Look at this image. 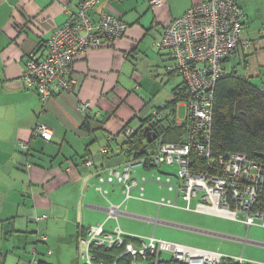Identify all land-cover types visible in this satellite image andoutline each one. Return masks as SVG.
<instances>
[{
    "label": "crops",
    "instance_id": "crops-1",
    "mask_svg": "<svg viewBox=\"0 0 264 264\" xmlns=\"http://www.w3.org/2000/svg\"><path fill=\"white\" fill-rule=\"evenodd\" d=\"M80 1L0 0L2 264H78L79 234L96 225L111 233L116 224L124 234L160 241L171 239L170 233L178 231L182 237L186 233L185 239L193 247L200 243L199 248L223 258L244 259L243 247L240 257L230 254L242 244L255 256L248 255L247 260L264 262V241L247 239L249 228L245 238L238 237V232L225 227L227 221H234L196 212L191 209H195L194 201L186 210L181 196L166 187L147 181L141 192H132L134 197L142 193V200H125L120 186H105L106 198L97 191V174L120 170L126 161L119 152L125 128L138 130L154 114L163 119L171 114L173 122L181 124L176 121L177 105L173 113L168 107L173 89L181 84L175 74L168 76L169 56L158 52L154 57L142 47L147 38L156 37L153 49L171 21L208 0H162L161 6H153L151 0H99L90 13L93 22L102 15L110 16L125 25L124 32L75 59L71 91L42 101L23 82L26 62L44 52L50 35L64 25L68 11L75 10ZM239 6L243 11L241 39L247 42V49H239L223 62V74L235 73L264 88V37L260 35L264 0H239ZM38 125L52 133L50 140L36 134ZM20 144L28 145L29 152L20 150ZM102 148L108 153L101 154ZM88 160L93 167L86 166ZM161 169L173 175L165 167ZM139 170L142 168L135 169L137 177L148 179L154 174L142 170L141 175ZM162 200L174 205L158 208ZM108 202L118 207L117 221L106 212ZM162 208H178L180 216H162ZM205 215L211 223L202 226L200 218Z\"/></svg>",
    "mask_w": 264,
    "mask_h": 264
},
{
    "label": "built area",
    "instance_id": "built-area-1",
    "mask_svg": "<svg viewBox=\"0 0 264 264\" xmlns=\"http://www.w3.org/2000/svg\"><path fill=\"white\" fill-rule=\"evenodd\" d=\"M99 0H82L75 10L68 11V19L58 27L47 40L45 50L40 56L34 55L26 62L24 84L26 88L35 90L42 101L54 95L71 91L74 85L72 78L73 64L88 49L101 45L107 39L118 37L125 30V25L118 23L110 16L102 15L97 23H92L89 15ZM153 6H161L162 0H151ZM243 11L239 0H208L192 6L182 17L171 21L165 28V35L156 45L169 49L174 61V74L180 77L188 93L187 114L185 117L186 133L184 142L179 145L159 143L152 157V166L167 165L176 167L174 174L177 184L173 185V175L164 178L152 175L151 181L159 188L180 194L187 205L197 199L195 209L210 208L209 191L217 194L215 204L218 216L241 222L247 228L255 223L264 226V170L260 165L242 154L214 157L210 150V134L212 123V106L214 99V83L223 76V62L234 56L239 49H247V42L241 39V22ZM260 35L264 37V29ZM154 114L152 119H157ZM131 128H125L121 137L133 134ZM37 135L50 140L52 133L42 125L35 128ZM120 137V138H121ZM20 144L19 147L26 148ZM178 152L180 154H178ZM101 154L107 149L102 148ZM198 159V160H197ZM202 166L194 167L196 164ZM91 160L86 166L93 167ZM143 164L124 163L121 170L111 169L107 177H98L97 191L101 196L107 195L104 185L121 186L125 200L135 198L142 200V193L134 197L133 190L142 191L147 179L133 178L135 167ZM173 164V165H172ZM205 164V168L203 166ZM172 165V166H171ZM194 167V168H193ZM200 180L202 189L188 185L193 180ZM261 205V209L256 208ZM174 204L162 200L158 206ZM116 206L108 204L107 211L118 215ZM41 217L40 219H45ZM95 228V229H94ZM116 228V227H115ZM114 228V229H115ZM105 232L101 226L89 227L83 236H79L78 258L82 264H104L96 261L93 248L105 250L124 248L120 251L119 260L123 258H144L145 252H165L168 249L176 260L184 264H218L222 256L203 253L178 245L149 237L139 247L123 243L122 234ZM99 230V232H98ZM119 230V228H118ZM41 241L44 238L41 237ZM180 247V249H177ZM179 254L180 256H177ZM217 256V259L214 257ZM240 263L245 262L239 258ZM113 264H116L114 262Z\"/></svg>",
    "mask_w": 264,
    "mask_h": 264
},
{
    "label": "trees",
    "instance_id": "trees-1",
    "mask_svg": "<svg viewBox=\"0 0 264 264\" xmlns=\"http://www.w3.org/2000/svg\"><path fill=\"white\" fill-rule=\"evenodd\" d=\"M89 18L91 22L95 24L90 15ZM164 35L165 29L162 33L161 39L155 42L153 48L159 53L163 52L167 57L169 56V62H171V65L168 66V69L171 74H168V76H170L174 75L172 68L175 64L171 56V51L169 49L160 48L156 45L161 42ZM172 96L173 100L168 106L171 109L170 113L174 112L175 106L179 102H184L185 107L187 106L188 93L182 79L181 84L173 89ZM170 116L172 115L170 114ZM170 116H167L164 119L161 117H156L157 119L149 117L143 121V124H141L142 126H140L138 130H135L133 134L123 139L124 144L119 147V152L126 159L125 164H128V162L132 164L143 160V164L135 167V169L142 168V170H153L154 174L152 175H159L163 178L168 175L167 173H163L161 168L169 166L164 164L157 165L156 167L152 166L153 156L151 155L156 152L154 150L157 141L158 144H164L166 142L183 141V139H185V120L181 124H175L176 122H173L175 120ZM211 117L210 150L213 153V156L219 158L225 157L226 155L243 154L249 160L257 162L264 170V88L253 85L249 80L235 73L223 74V76L214 83V99ZM163 121H165L164 125ZM145 129H148V132L156 137V139L150 144L146 140ZM19 148L23 152H29L28 145L25 149L21 147ZM199 163V165L196 164L194 167L202 166L201 160H199ZM204 168L205 164L203 166V169ZM135 173H133L132 177L139 179L140 177H137ZM107 175L108 172L105 175L99 172L97 174V181L99 176L106 178ZM152 175L148 179L146 177L144 178L147 179V181H151ZM172 177L175 178V175ZM105 186L119 185H104V189H106ZM103 198H106V196ZM256 208L261 209L262 207L258 204ZM86 231L87 228H85L79 236H83ZM121 236L123 238V243H130L135 247H139V245L147 239L130 236L128 234H122ZM77 239L78 238H76V250L78 254L79 246L77 244ZM39 240L41 241V237ZM123 250L124 248L105 250L102 247H95L93 248L92 254L96 256V261H104V264H113L114 262H116V264H184L182 261L176 260L172 253L168 252L150 253L149 251H146L144 253V258L142 259L125 257L119 260L120 251ZM165 254L168 256H165ZM77 262L78 264L83 263H81L78 257ZM0 264H2V259H0ZM218 264L250 263H240L238 259L222 258Z\"/></svg>",
    "mask_w": 264,
    "mask_h": 264
},
{
    "label": "rangeland",
    "instance_id": "rangeland-1",
    "mask_svg": "<svg viewBox=\"0 0 264 264\" xmlns=\"http://www.w3.org/2000/svg\"><path fill=\"white\" fill-rule=\"evenodd\" d=\"M153 38H156V37H149V38H147L146 40H145V43H144V45H143V47L142 48H144L147 52H150V54H153L154 55V57H157V55H158V51L157 50H155L154 48L152 49L151 48V45H152V42H153ZM156 42V41H155ZM166 63H168V62H166ZM162 74V73H161ZM143 75H147V74H143ZM149 75V74H148ZM164 78H165V80L167 81L169 78H168V76L167 75H165L164 74ZM176 80H179L180 79V81H181V78H179L178 76L177 77H174ZM146 82H148L149 84H151V82H150V80H149V78L147 77V79H146ZM158 86H159V88H158V91H159V89H160V93H161V91H162V89L164 88L163 86H161V82L160 83H158ZM144 91V90H143ZM154 91H156V90H154ZM145 92V91H144ZM161 95V94H160ZM143 98H147V96H145V93L143 94ZM185 117H186V108H185V103L184 102H179L178 104H177V106H176V121L177 122H181V123H183L184 122V120H185ZM142 126V125H141ZM130 130H132V133L135 131L133 128H131ZM150 134V133H149ZM151 135V134H150ZM152 136V135H151ZM184 142V139H183V141H174V142H166V144H172V145H178V146H176V149L179 147V145H181L182 143ZM157 144H158V141L156 142V144H155V148H156V146H157ZM155 151H156V149H155ZM181 153V152H180ZM179 152H178V154H180ZM243 155V154H242ZM245 156V155H244ZM173 165V164H172ZM171 165V166H172ZM165 169H167L168 170V173H170V174H175L176 173V171H177V168L174 166V167H165ZM139 172H140V174L141 175H144L142 172V170H139ZM151 176V175H150ZM173 180V185H176V183H177V181H176V179H172ZM196 187V189L198 190V189H202V184L200 183V180L199 179H197V180H193L192 182H190L189 183V185H188V193H190V187ZM209 197L208 198H210V200H209V202H210V206L211 205H213L214 204V206L213 207H211V209L210 208H198L197 210H196V212H199V213H204V214H213V215H215V216H218L219 214L217 213V211L215 210L216 209V207H215V204L216 203H218V198H217V194L215 193V192H213L212 190H211V192L209 191V195H208ZM106 201V200H105ZM194 202H195V204H196V202H197V199L195 198L194 199ZM106 203H107V201H106ZM184 205H185V203H184ZM193 206V205H192ZM158 208H160V206H157ZM115 208H117V211H118V207H115ZM108 209V208H107ZM178 209V208H177ZM177 209H171V208H162L161 210H162V216H164V215H166V216H168V217H170V218H173V217H177V216H180L179 214H176L177 212H180V210H177ZM192 210H194V208H191ZM107 212V214L109 213L110 215H111V217H114V214H111L110 213V211H106ZM109 214H108V216H109ZM119 214V213H118ZM110 217V216H109ZM117 217L118 216H116L115 218H111V220H114V221H117ZM219 217V216H218ZM189 219H190V217H189ZM200 219H202L203 220V224H202V226H205L204 224L205 223H211L210 221H208V215H205L204 216V218H200ZM215 221L217 222V219H215ZM213 224V223H212ZM100 225V224H99ZM220 225V224H219ZM221 225H223V224H221ZM116 226H118L119 227V225L118 224H116L115 225V227ZM118 227H116L115 229H114V233L115 234H121V233H126V231H124V230H122L121 231V228L118 230ZM225 227H226V229L227 228H232L235 232H238V237H243V238H245V235H246V229H247V227L244 225V224H242L241 222H236V221H234V223L233 222H229V221H227L226 223H225ZM249 229H248V233H247V236L248 237H246L247 239H251V240H254V241H258V239H262L263 241H264V226H262V225H260V223H255V224H253V225H251V226H249L248 227ZM95 229V228H94ZM173 231V230H172ZM98 232H99V230H98ZM121 232V233H120ZM152 233H150V235H151ZM135 235H138V234H135ZM140 235H142V234H140ZM144 235H149V234H144ZM170 235V237H171V239H169L168 241L167 240H163V241H166L167 243H171V245H178V246H182V247H185V248H189V249H192V250H195V251H199V252H203V253H210V254H214V255H219V256H221L220 254H218L217 252H209V251H207V250H204V249H201V248H199V245H200V243L196 246V247H193V245H191L186 239H185V235H186V233L183 235V237L180 235V232H176V233H170L169 234ZM140 237V236H139ZM141 237H148V236H141ZM157 237V239H159V237L158 236H156ZM242 247H243V256L245 257L243 260H247L246 259V257L249 255V256H251V257H255V256H252L251 255V253L247 250V248L248 247H245L246 248V251H245V249H244V246L242 245V244H240L239 245V247L238 246H235V249L233 250V251H231V253L230 254H232V255H234L235 253H238V257H240L241 255L240 254H242ZM196 248H199V249H196ZM177 249H180V247H177L176 248V250ZM170 250H172V249H168V250H166L165 252H168V253H171L170 252ZM214 250V249H213ZM173 251V250H172ZM174 252V251H173ZM165 256H168L167 254H165ZM177 256H180L179 254H177ZM237 256V255H236ZM216 259H217V256H214ZM226 258V257H225ZM248 261V263H250V264H264V262H259V261H256V260H247ZM217 264V263H216Z\"/></svg>",
    "mask_w": 264,
    "mask_h": 264
},
{
    "label": "water",
    "instance_id": "water-1",
    "mask_svg": "<svg viewBox=\"0 0 264 264\" xmlns=\"http://www.w3.org/2000/svg\"><path fill=\"white\" fill-rule=\"evenodd\" d=\"M145 131V134H146V140H147V142L150 144V143H152L155 139H156V137L155 136H151L150 134H149V132H148V129H145L144 130ZM134 191V190H133ZM131 199H133V198H131ZM119 213V212H118Z\"/></svg>",
    "mask_w": 264,
    "mask_h": 264
},
{
    "label": "clouds",
    "instance_id": "clouds-1",
    "mask_svg": "<svg viewBox=\"0 0 264 264\" xmlns=\"http://www.w3.org/2000/svg\"><path fill=\"white\" fill-rule=\"evenodd\" d=\"M157 141V140H156Z\"/></svg>",
    "mask_w": 264,
    "mask_h": 264
}]
</instances>
